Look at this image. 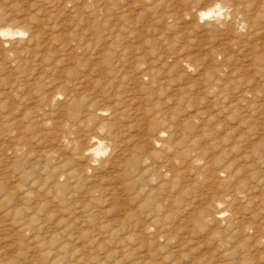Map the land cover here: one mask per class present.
<instances>
[{"label": "rangeland", "instance_id": "1", "mask_svg": "<svg viewBox=\"0 0 264 264\" xmlns=\"http://www.w3.org/2000/svg\"><path fill=\"white\" fill-rule=\"evenodd\" d=\"M2 29L0 264H264V0H0Z\"/></svg>", "mask_w": 264, "mask_h": 264}, {"label": "bare ground", "instance_id": "2", "mask_svg": "<svg viewBox=\"0 0 264 264\" xmlns=\"http://www.w3.org/2000/svg\"><path fill=\"white\" fill-rule=\"evenodd\" d=\"M211 1H214V0H211ZM209 2H210V0H209ZM223 11H224L223 5H220L219 3H217L216 7H210V8L201 10L199 13V18L200 19H206V18L212 17L214 15L219 17L220 15H222ZM15 33L22 35L24 32L23 31L12 32V31H8L7 29L0 30L1 36L5 39L10 38V37H15ZM81 85H79V87H81ZM86 95L90 97V94H86ZM57 96H59V95L58 94L54 95L52 100H57ZM71 97H72V95H71ZM91 100H93V99H91ZM58 102H59V100H58ZM100 113H101V116H104L105 110L102 109V111ZM98 116L100 117V115H98ZM107 117H109V116H107ZM100 118H102V117H100ZM103 122H105V121H103ZM106 124H109V122H107ZM2 130H3V125L1 126L0 133ZM138 135L131 136L129 139H127V141L128 142L134 141V139ZM63 137L65 138V136H63ZM13 138L18 139L19 148H15L13 145H9L8 149L12 153H16L20 150H22L24 152L27 151V153H28L31 150V149L29 150V141H24L20 136H18L16 134H15V136H13ZM137 138L142 139L143 140L142 142L145 145L144 144H135V145H137L135 147V149H133V148L119 149L120 153H118L119 151H117V153L122 156L121 160H114V161L112 160V162H108L109 161L108 160L105 163L103 161V163H104L103 166L106 167L105 169L107 171H108V169H110L112 167V168H116V170L114 172H119V170H121V168H122L123 163H124V166H131V168L136 169L135 172L131 171L129 174H127L126 172L123 173V179H122V181H123L122 186L123 187L119 186L118 189L123 190L125 192H128L132 189L133 183L140 184L141 182L145 181V177L151 171V167L147 163V160L149 158H152V155H153L152 149L154 147H156V145H159L160 143L163 144V135H160L157 138H152L151 136L148 137L146 134H142L140 137H137ZM108 140L110 143L112 142V140H110L109 138H108ZM120 142H125L124 138H121V136H115L112 143H113V145L117 146V145H120ZM137 143H140V141ZM104 145H105V143H104L103 139L100 138V136H94L93 138L90 139V141L85 142V145H83L84 149H81V152L80 153L78 152L76 156L82 157V158L86 157L88 160V164L93 163L94 161H97V159L101 156L102 152L104 151ZM149 145H152V147H149ZM0 147L3 148L1 143H0ZM46 153L48 154V156L49 155L57 156V152H52V151L47 150ZM116 155L117 154H115V156ZM103 173H104V171H103ZM0 176H1V178H3L2 174ZM133 179H134V181H133ZM125 182L127 184H124ZM126 205H129V204H126V202H125V205L123 208V214H122V216H124V219H128L132 214L131 209L128 208ZM223 216H224V213L219 214V217H223Z\"/></svg>", "mask_w": 264, "mask_h": 264}]
</instances>
